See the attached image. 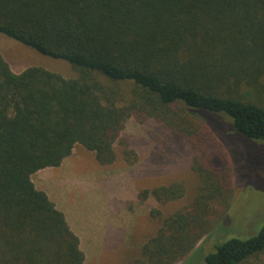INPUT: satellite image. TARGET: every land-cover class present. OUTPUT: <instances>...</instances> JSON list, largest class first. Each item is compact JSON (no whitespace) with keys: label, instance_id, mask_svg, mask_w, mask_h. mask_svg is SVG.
<instances>
[{"label":"trees","instance_id":"obj_1","mask_svg":"<svg viewBox=\"0 0 264 264\" xmlns=\"http://www.w3.org/2000/svg\"><path fill=\"white\" fill-rule=\"evenodd\" d=\"M0 34L77 73H16L0 54V264H85L80 238L33 176L77 145L110 166L118 143L136 164L130 120H154L193 151L196 197L130 263L178 264L208 235L234 179L207 113L264 141V0H0ZM184 194L176 183L139 198L165 204ZM202 264H264V226L217 245Z\"/></svg>","mask_w":264,"mask_h":264},{"label":"rangeland","instance_id":"obj_2","mask_svg":"<svg viewBox=\"0 0 264 264\" xmlns=\"http://www.w3.org/2000/svg\"><path fill=\"white\" fill-rule=\"evenodd\" d=\"M0 54L16 73L40 67L65 79L77 77L67 61L44 56L3 34ZM207 114L212 115L208 120L213 126L207 123L230 158L234 179L227 185L228 203L216 206L208 235L178 264H202L217 245L232 238L247 239L264 226V141L241 136L224 115ZM124 137L137 154L134 165L125 160L124 147L118 143L116 161L110 166L100 165L95 152L77 145L60 167L33 176L39 190L45 183L62 191L59 196L83 241L85 264H130L162 221L188 207L198 192L194 154L179 134L154 120L144 124L130 120ZM176 183L185 189L180 199L162 204L153 197L139 198L145 190Z\"/></svg>","mask_w":264,"mask_h":264},{"label":"crops","instance_id":"obj_3","mask_svg":"<svg viewBox=\"0 0 264 264\" xmlns=\"http://www.w3.org/2000/svg\"><path fill=\"white\" fill-rule=\"evenodd\" d=\"M50 169H57V168H50ZM43 171H45V170H42L40 172H43ZM46 171H48V170L46 169ZM52 182L53 181H51V183ZM41 188L42 189H40V190L44 191L49 196V198L51 199V201L55 203L56 207L65 214L66 219H67V222H68L71 230L78 236L79 235V232L77 230V225H75V222H74L73 217L71 216L69 210L65 207V205L62 202V199L59 196V195L62 194V191H56L54 189V187L51 186L50 184H49V187H47L45 183L43 184V187H41ZM57 188H59V187H57ZM80 243H81V247H83V241L81 242V240H80Z\"/></svg>","mask_w":264,"mask_h":264}]
</instances>
